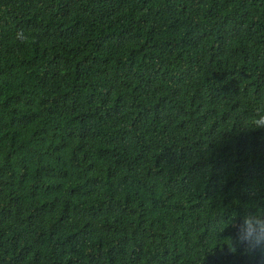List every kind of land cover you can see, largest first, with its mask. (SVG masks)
Returning <instances> with one entry per match:
<instances>
[{
    "label": "trees",
    "instance_id": "1",
    "mask_svg": "<svg viewBox=\"0 0 264 264\" xmlns=\"http://www.w3.org/2000/svg\"><path fill=\"white\" fill-rule=\"evenodd\" d=\"M261 116L264 0H0V264H264Z\"/></svg>",
    "mask_w": 264,
    "mask_h": 264
},
{
    "label": "clouds",
    "instance_id": "2",
    "mask_svg": "<svg viewBox=\"0 0 264 264\" xmlns=\"http://www.w3.org/2000/svg\"><path fill=\"white\" fill-rule=\"evenodd\" d=\"M255 123H256V126H257L258 128H264V116H261V118L258 119L257 121H255ZM234 239L236 240V237H235ZM236 241H237V240H236ZM259 246H260V244L257 243L255 247H252V248L249 249V250H251V251H256V248L259 247Z\"/></svg>",
    "mask_w": 264,
    "mask_h": 264
}]
</instances>
